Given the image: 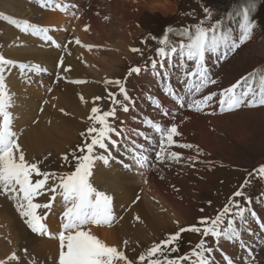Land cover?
Returning <instances> with one entry per match:
<instances>
[{
	"label": "snow or ice",
	"instance_id": "obj_1",
	"mask_svg": "<svg viewBox=\"0 0 264 264\" xmlns=\"http://www.w3.org/2000/svg\"><path fill=\"white\" fill-rule=\"evenodd\" d=\"M38 3L41 8L54 6L61 12H68L70 8L68 3L57 0H38ZM256 7L257 0H245L240 12L242 22L239 23L238 32L225 31L223 18H217L212 22L215 14L207 6L202 9L205 19L180 28L169 26L164 31L163 38L158 41L160 46L155 49V56L149 57L153 75L164 81L162 84L164 95L175 101L180 108L186 106L195 113L211 110L209 114L212 115L216 111L213 104L218 105V110L222 114L242 108L264 106V69L250 71L230 86L197 98L209 85L218 83L209 61L213 57L216 64L226 61L230 54L235 53L254 35L258 25L252 18V13ZM71 15L76 19L80 18L76 12H72ZM0 19L15 25L22 33H31L44 42H51L56 48L61 47V44L54 39V35L50 34V31H59V29L50 30L49 27H41L27 20L14 19L3 12H0ZM104 19L107 20L108 17L105 16ZM88 29L89 25L85 24L84 30ZM170 35L179 36L181 39L173 40ZM72 42V40L67 41L64 49L67 50ZM74 42L89 50L93 48L92 45H82L79 38H74ZM130 51L143 55L139 48L133 47ZM56 67L63 73L71 70L70 65L64 66L63 56L59 57ZM146 67L147 64L143 66ZM143 68L140 65L130 66L123 80L104 81L105 84L115 85L122 99L117 98V93L109 91L107 98L111 106L108 110L102 111L99 106L91 107L87 117L90 125L80 133L83 138L82 145H78L70 154L65 153L62 156V160L73 170L58 174L55 171H42L39 166L42 161L26 158V152L19 142L20 133L14 128L16 117L11 111L16 103L14 94L5 77L6 70L18 69L24 82L31 84L32 77L29 73L39 74L48 70L39 64L29 65L0 54V197L12 202L14 210L31 233L58 239V255L49 258L52 264H183L186 261H190V264H216L213 253L222 252L221 241L238 242L239 248L245 253L242 258L243 264H255V252L251 246L245 244L241 229H246L255 236L256 232L250 227L254 222L259 232L264 234V218H260L257 212L248 206L252 200L244 189L252 182L249 178L264 180V165L247 173L245 180L214 216L200 217L196 224L188 226H181L178 220H174L177 230L166 234V238L159 242H153L138 255L136 261L130 259L125 251L99 239L88 227L89 225L110 227L123 219V216L118 219L115 215L114 196L98 190L90 181L98 162L109 166L116 160L113 150L120 146L121 140L125 141L123 147L131 160V163L123 159L118 161L125 170H131L134 166L137 169L156 167L155 164H150L151 152H154L153 159L165 166L169 161L179 163L183 159L182 153L172 150L174 147L195 149L197 156L202 152L198 145L180 143L176 139L182 136L179 130L180 124L189 117L185 116L180 123H177L176 116L170 114L162 101L155 96L150 97V100L155 109L161 113V119L144 116L141 120L142 125L153 133L155 139L145 131L137 129H131V134L128 135L129 129L125 122L120 120L117 106L124 113L130 112L134 101L129 95L126 81L133 74L139 75ZM175 68L181 70L178 78V84L182 85L181 90L167 82ZM61 79L66 77L61 72H57L53 83H58ZM71 83L84 84L86 81L78 79L72 80ZM47 91L51 93L53 89L48 87ZM79 99L82 103H86L82 94ZM102 99L104 97H93V104ZM40 111H43V108ZM60 111L68 115L63 108ZM163 117L169 118L167 123L163 121ZM132 136L142 138L145 143L138 142ZM197 156L187 157L193 162V166ZM72 161L75 163L73 164ZM160 179H164V176L161 175ZM39 197H46V202H38ZM58 198H60L59 205L56 204ZM139 199L137 196L132 203H137ZM208 203L211 205V201ZM57 207L62 211L56 213ZM200 211L203 212L204 209L201 208ZM50 213L59 216V228L55 237L46 223ZM134 220L142 222L139 215L134 216ZM186 232L199 234L201 239L189 254L173 258L172 254L179 251L182 234ZM209 237L212 238L211 241L207 239ZM129 243L128 240L123 241L125 247ZM259 243L264 245V235ZM23 252L25 257H28V264H39L35 256L29 255L27 248L23 249ZM222 259L225 264H235L234 258L228 254L222 253ZM10 262L21 264V256L13 251L6 259H0V264H10Z\"/></svg>",
	"mask_w": 264,
	"mask_h": 264
},
{
	"label": "rangeland",
	"instance_id": "obj_2",
	"mask_svg": "<svg viewBox=\"0 0 264 264\" xmlns=\"http://www.w3.org/2000/svg\"><path fill=\"white\" fill-rule=\"evenodd\" d=\"M18 1L22 5L29 6V11H31L29 21L30 23H35V21L38 22V20H41L42 17L48 13L50 16L57 15L60 18L61 16L66 17L67 15V18L70 19L68 22L71 24L74 22L72 19L73 16H69L68 13H72L75 10L71 11L69 9L70 11L62 12L61 15V12L58 11L43 12L39 4L34 5L31 3L33 0ZM67 1L68 0H64L65 3H67ZM240 2L241 0H166V3L169 4L167 8L160 6L162 9L158 8L159 10L152 12L150 11L152 10L150 9L152 5L147 7L146 2H139L136 3L137 10H135V7V9L133 8V11H137L136 15H138L139 19L137 23L136 21H132L133 24L135 23L134 27L136 28L134 29L133 26L130 28L134 29V31L132 29V31H130L129 28H127L125 31H119L117 28L116 30L114 29L113 24L116 23L118 19H112L113 23L110 24L107 20L101 18L100 14H97L98 12L94 11L96 6L90 1V3L88 2V8H86V10L89 9V12H86L88 13V16L86 17L85 21L87 25H89V28L91 29L95 26L97 27L98 22L105 23L106 21V25L108 27L107 29L109 30L108 33L110 34L111 38L109 41L122 38L121 35L122 32H124V38L120 39V41L123 40L125 44L124 48L121 49V46L119 45L120 42L114 44V47H111V43H107V45L106 43L105 45H95V43H93V48L91 51L94 53V60H96L98 57L96 61L101 62L100 66L96 64V73H93L89 72L88 69L90 68H88L84 62H82L80 66H82L85 71L82 70L83 73L80 74V76H90L93 78V80H95V82L91 83L93 85L91 87L93 88L92 93L95 94V96L101 97L104 93L106 94V96L104 95V99L107 107L105 108L106 104L101 101L100 104L97 105L102 110H107L111 105L107 98L108 93L106 92L111 90V92L116 93L118 92V88L113 84H105L104 81L115 79L123 80L130 66L140 65L143 68V66L147 64V67L143 68L139 75L133 74L131 77H128L126 81V87L128 89L129 95L133 97L134 101L132 108L137 111L133 112V109L131 108L129 114L124 113L119 109L118 116L122 120V118L126 116L125 114H129L125 120H123L129 130L134 129V127L130 126V123L133 122V120L134 122L141 121L144 116L161 119V115L159 114L158 110L152 107L146 99L148 96L153 95L158 97L160 100H163V96L156 92L157 88L154 87V85L164 81L153 75L149 57L155 56V49L160 46L158 41L159 39L163 38L164 31L169 26L173 28H180L195 24L201 19H205V13L202 9L204 6H207L213 10L215 14L212 22H214L217 18H223L225 31L231 30L233 32H238L239 23L242 22V15H240L241 11H239ZM117 3L118 2H114L113 8L118 6ZM155 3L157 4L156 1ZM1 4L2 0H0V11H2ZM126 4L127 7H129L130 3L127 2ZM257 8L258 10L255 9V11L252 13V18L254 20H258V27L254 30V35L252 38L242 45L235 53L230 54L226 61L216 64L214 57L211 61H209V63L212 65L211 70L215 73L214 78L218 80V83L217 85H209L202 94L198 95L197 98H200V95L207 94L212 91L218 92L220 89L230 86L242 76L247 75V73L250 71L264 69V0H257ZM99 9L106 10L105 7H99ZM83 11L84 9L82 12ZM82 12L79 16H81ZM132 15L135 16L133 12ZM108 17L111 18L112 15H109ZM6 23H8V21ZM111 30H115V32H112ZM10 34H18V36L21 38L23 37V34L21 35L19 30L15 31L9 27H6L5 24L0 22V37L4 35V38L11 42L9 39ZM27 35L24 36L27 37ZM90 37H92V34ZM153 37H156V39H153ZM170 38L176 41L181 39V37L175 35H170ZM27 40L29 41V39ZM0 44L2 48L7 46L2 42H0ZM8 47L5 48L6 54ZM133 47L139 48L143 55L130 51V49ZM10 51L13 52L12 50ZM61 53L65 54V63L68 60L67 50L63 48ZM19 57L24 61L26 60L21 56ZM59 57L54 59L51 58L53 59L52 67L54 70H52V73L50 74L52 77L49 78V80L52 82L50 85L51 88L58 84L53 83V81L56 79L58 71L56 65ZM44 60L47 61L46 58ZM180 75L181 70L179 68H175L172 70L169 78L173 83L180 86L179 89H182V85L178 84V78ZM69 79L72 80L74 78H72V75H70ZM78 79L82 80L85 78H77L74 80ZM87 82L88 81H86V83ZM47 93L49 94V92ZM76 93L78 96H80L84 92L83 90H77ZM89 96V94L86 95L85 100H88ZM118 97L119 99H122L119 94ZM41 99H43V97L39 98V102ZM41 104L43 107L44 103L41 102ZM167 104L169 103L167 102ZM13 108H15V106ZM168 108L169 110L173 109L172 104L168 105ZM208 111L209 110H206L202 113H195L188 109L187 112L179 111L178 114H174L176 116L177 123H180V121H182L185 116L189 117L187 120H183V123L180 124L179 130L182 132V136L176 138L178 142L198 145L202 152L199 156H197L195 149H181L174 147L172 150L182 153L183 159L179 163L169 161L167 166L160 165L157 162L156 167H154L155 169H153L155 172L150 177V181H154V183L158 185L160 192L169 195L171 199L169 204H167L163 199L160 202V204L165 203V205H167L172 212L169 218L174 221L178 220V218L180 219L183 216L187 217L184 219L186 223L182 225L180 224L181 226L196 224L200 217L214 216L215 213L227 202L228 198L231 197L232 194L238 189L239 185L245 180L247 173L258 168L260 165H264V106L257 108H242L236 114V116L229 115L227 117L225 115H210L208 114ZM38 117L39 116H37L36 119ZM134 117L136 119H133ZM162 119L164 120L165 117ZM166 119L168 122L169 118ZM23 120H25V118H23ZM88 122L89 124L84 128V130L90 125V121ZM34 123L35 122L32 123V121L27 123L24 122L19 127H16L15 130L21 132L27 128L33 127ZM118 123L119 122H117V124ZM141 124H137V127L139 128ZM23 133L21 134V137L23 136ZM137 139H139V141L142 143L141 138ZM82 142L83 138L79 137V141L74 143L72 148L68 151L69 154L72 152V150L77 148L79 143ZM121 144L122 140L120 141V145ZM46 151L48 152H44L43 154L39 155V157L45 155L47 159L37 160L42 161V163L39 165L42 171H50L52 169L59 170V168L69 166L62 160L65 150L60 153L56 152V149H48ZM113 154L115 157L124 156L123 154L119 155L116 148L113 150ZM124 154H126V152ZM189 156H197L194 166L193 162L187 159ZM69 158L71 159V156ZM115 162H117V160H114L111 163ZM72 163L74 164L75 161H72ZM99 163L100 162H98L97 167H99ZM160 171H162L161 173L162 176H164V179H160L158 174ZM249 179H251L252 182L244 189L246 195L250 196L252 200V203L248 206L253 210L257 206L259 211L258 214L264 218V180L252 178ZM97 185L99 190L106 191V187L103 186L104 184L98 183ZM161 196L162 195L159 197ZM252 198H254V200ZM209 201H211V205H209ZM128 208H131L129 204L125 205L124 210H127ZM201 208L204 209L203 212L200 211ZM161 211L165 217L168 215L165 208ZM126 212L127 211H125V214ZM121 216L124 218V211ZM48 220L49 217L47 222H49ZM122 220H119V222ZM54 223L55 222H51L53 225ZM115 225L116 223H114L111 227ZM102 226L103 225H89L88 227L96 234L100 230L106 229L102 228ZM176 230V224H173V227L167 226V228L160 230L156 235L150 236V238L145 237L148 242L143 241L142 243H139L136 249H132L127 252L124 247V251L125 253H128H126V255L130 259L136 261L138 255L150 247L153 242H159L160 240L166 238V234L173 233ZM242 237L245 238V244L251 246L253 250L260 247L256 244H252L253 238L250 237L254 236L251 233H246V236H244L242 233ZM200 239L201 236L196 233L186 232L182 234V241L179 245V251L172 254L173 258L186 253L189 254L191 249ZM207 239L210 241L212 240L210 237ZM220 246H223L222 252L224 254L234 257L239 264H243L242 258L245 254L244 251L241 252L239 250L238 254L233 253V250L231 249L232 243L230 241H221ZM254 252L256 255L255 264H264V246L261 245V248L258 251L254 250ZM213 254L215 259L219 258V253ZM221 261V258H219V262ZM183 264H190V261L183 262Z\"/></svg>",
	"mask_w": 264,
	"mask_h": 264
},
{
	"label": "bare ground",
	"instance_id": "obj_3",
	"mask_svg": "<svg viewBox=\"0 0 264 264\" xmlns=\"http://www.w3.org/2000/svg\"><path fill=\"white\" fill-rule=\"evenodd\" d=\"M58 1L64 2V0ZM77 1L80 8H83V0H68L67 3L72 4ZM91 2L96 6L94 11L98 12L101 18L112 15L111 18L108 17L107 19L110 24L113 23L112 19H118V21L113 24L114 29L116 30L117 28L119 31H125L127 28H129L130 31H134L136 28L134 27L135 23H132V21H136L137 23L139 20L138 15H136L137 11H135L137 10L136 3L146 2L147 7L152 5L150 7V9H152L150 10L151 12L159 10L158 8L162 9L160 6L167 8L169 5L166 3V0L165 2L164 0H91ZM114 2H118V6L115 8H113ZM127 2L130 3L129 7H127ZM88 4L85 5L84 13L82 12L80 18L73 19L74 22L72 24L68 22L70 19L67 18V15L66 17L61 16L60 18L57 15L50 16L48 15L49 13L45 14L38 22L35 21V23L37 22L44 25L41 27H49L50 30L59 29V31H50V34H53L56 40L63 41L64 43H67L69 33H71L75 37L80 38L87 45H93V43H95V45H105L106 43L107 45V43H111V47H114V44L120 42V48L123 49L125 43L123 40L120 41V39L124 38V32H122V38L109 41L111 38L108 33L109 30L107 29L106 21L105 23L98 22L97 27L89 28L87 31L84 30V26L87 24L85 22L86 17L88 16L86 12H89V9L86 10ZM1 5V10L6 12V15L13 14L12 17L14 19L30 21L31 11H29L30 8L28 5H22L18 0H2ZM99 7H105L106 10H100ZM133 8L135 9L134 11ZM131 11L135 16L132 15ZM68 15L72 16L71 12H69ZM131 26H133L134 29L130 28ZM64 29H66V31ZM17 30L19 29L17 28ZM115 30L111 31L115 32ZM19 32L23 34V37L21 38L18 34H10L9 39L12 44L7 48L14 52L7 51V55L16 59L18 62L32 65V60H37L52 67V60L62 54L60 50L51 49L48 42L42 41L40 37L33 36L31 33H22L20 30ZM91 34L92 37H90ZM24 35H27V37ZM27 39H29V41ZM17 45L24 49H17ZM19 56L26 60H22ZM67 57L68 60L64 63V66L70 65L71 70L67 73H63L62 70H60L62 75L67 76L66 79H69L70 75H72L74 79L85 78L82 80L88 82L73 85L64 83L63 80L59 81L58 84L52 88L53 91L48 94L50 100H48L49 106L47 107L44 103V101H46L45 99L43 100V107L41 104L42 99L39 102V98L43 97L41 92L44 91L40 90L42 83L40 79H46L47 76L51 78L52 75L50 74L53 68L44 73H29L32 77L31 84H26L21 76L20 79H10L7 81L10 85L11 92L14 94L16 102L15 107L20 106V97L28 96V100L22 101V107L20 108L22 117L17 119L15 116L14 128L16 129V127H19L24 122H35L33 127L24 130L23 136L19 141L26 152V158L29 160L31 157L48 152L46 151L48 149H56V152L59 153L65 150L64 153H67L72 145L81 137L80 133L89 124L87 117L90 114L91 107L100 104V101H96L94 105L92 101L95 94L92 93L93 88L91 87L93 85L91 83L95 82V80L90 76H80V74L83 73L82 70L85 71L84 68L80 66L82 62L90 68L88 69L89 72L96 73V64L100 66L101 63L100 61H96L98 57L94 60V53L91 50L86 51L80 46H75L73 43L67 48ZM45 58L47 61L44 60ZM17 72L19 73L18 69ZM76 89L80 91L83 90L84 93L82 95L84 97L88 94L90 95L86 103L81 102L76 93ZM116 93L118 94V92ZM41 108H43V111H40ZM61 108H63L68 115H64V113L60 111ZM37 116L39 117L36 119ZM23 118H25V120H23ZM130 126L133 127L132 122ZM130 134L131 132L129 130L128 135ZM137 141L140 142L139 139H137ZM123 155L124 156L116 157L117 162L110 163L109 166H104L100 162L99 169L95 168L93 170L92 177L97 184H104L103 186L106 187L107 193L114 196V205L117 209L115 215L119 218L124 211V218L113 227L102 226V228L106 229L100 230L96 234L94 232L92 233L101 238L108 245L116 246L120 250H124L125 246L123 245V241L128 240L130 243L125 249L129 252L132 249H136L139 243L143 241L148 242L145 237L150 238V236L156 235L160 230L167 228V226L173 227L174 223L169 218L172 214L169 207L165 205V203L160 204L162 199L169 204L171 201L169 195L160 192L158 185L154 183V181L151 182L148 175H141L140 172L134 170V168L131 170L123 169L118 161L123 159L126 162L125 158L128 154L123 153ZM145 180H147V183H145ZM160 195L162 196L159 197ZM137 196H139L140 199L137 203L133 204L132 201L135 200ZM0 199V259H6L7 256L15 251L21 256V264H28V257H25L23 252V249L27 248L29 255L35 256L39 264H52L49 258L57 257L59 245L54 241L42 239L41 235L36 236L32 234L19 218L18 213L14 210L13 204L8 203L2 197ZM127 204L130 206L132 204L133 206L128 211L124 210ZM164 208L167 210L168 214L166 217L161 211ZM125 211H127L126 214ZM136 215L141 217L142 222L134 220V216ZM186 218L185 216L180 219L178 218L181 225L186 223V221H184ZM48 221L49 222L46 221V223H49V227L50 225L54 226L51 224V222H55L53 218L49 217ZM11 242H13L12 245L14 248H12ZM10 264H15V262H10Z\"/></svg>",
	"mask_w": 264,
	"mask_h": 264
}]
</instances>
